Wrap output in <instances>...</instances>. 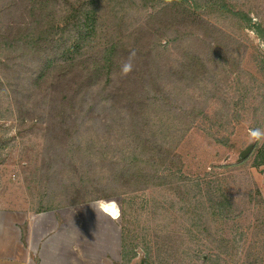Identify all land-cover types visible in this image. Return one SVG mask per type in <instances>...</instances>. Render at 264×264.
I'll return each instance as SVG.
<instances>
[{
  "label": "trees",
  "instance_id": "1",
  "mask_svg": "<svg viewBox=\"0 0 264 264\" xmlns=\"http://www.w3.org/2000/svg\"><path fill=\"white\" fill-rule=\"evenodd\" d=\"M232 6L230 0H0V92L11 103L8 112L15 109L14 118L24 126L19 134L26 137L35 123H46L43 140L55 143L47 167H56L59 159L66 162L57 173L65 181L56 183L71 197L57 202L53 186H47L56 179L49 171L43 177L41 170L32 179L39 191L34 212L120 196L122 229L127 232L124 223L134 215L138 194L152 188L174 190L175 174L166 168L160 172L169 159L161 153L163 147L175 146L169 139L183 131L185 112L167 88L174 93L194 89L198 97L204 83H216L219 75L226 80L215 69L225 68L242 44L216 23L240 14ZM132 51L134 70L123 76L121 65ZM155 85L160 89L152 100H162L166 108L147 103ZM158 111L162 118L151 121ZM81 116L99 121L86 126L89 121ZM169 118L174 122L166 125ZM120 134L128 136L129 144L108 141ZM254 146L252 164L260 167L264 143ZM115 147L127 156L110 161L107 152ZM100 148L104 165L96 153ZM133 151L140 156L129 158ZM149 154L160 158L161 165L152 164ZM166 156L178 160L174 151ZM106 189L114 192L101 194ZM199 219L201 233L212 235L210 242L217 248L215 255L203 258L207 264H220V257L228 255L226 242L217 238L216 227L214 233L202 214ZM121 244L124 261L129 258L126 240Z\"/></svg>",
  "mask_w": 264,
  "mask_h": 264
},
{
  "label": "rangeland",
  "instance_id": "2",
  "mask_svg": "<svg viewBox=\"0 0 264 264\" xmlns=\"http://www.w3.org/2000/svg\"><path fill=\"white\" fill-rule=\"evenodd\" d=\"M245 2L247 0H230L240 14L216 23L221 30L235 33L242 44L237 56H232L225 68L222 65L215 69L221 71L226 80L219 75L216 83H204L198 97L194 89L187 88L184 93L182 88L177 91L178 96L173 88L165 86L174 99H179L177 106L185 112L181 120L185 127L172 134L175 139H169L175 144L172 149L163 147L167 139L159 141L163 147L161 155L169 158L165 166L157 156H149H152V164L162 163L160 172L166 168L175 174L174 190L152 188L138 194L134 215L124 223L127 232L122 229L121 216L113 221L96 212L95 201L34 212L39 207L36 199L39 191L32 179L41 170L43 177L48 176L46 171H49L50 177L56 179L47 186H53L57 202L71 197L60 189L57 180L65 181L64 176L57 173L62 172L66 162L61 163L59 159L56 167H47L54 159L50 158L53 156L50 146H55L54 142L43 140L42 126L47 124L35 123L37 127L31 136L20 135L23 125L14 118L15 109L8 112L11 103L0 92V221L10 227L11 235L17 230L15 223L21 225L23 232L30 220L39 218L48 223L53 220V213L60 210L64 216L63 232L71 240L69 260L71 258L72 264H207L203 256L215 255L217 248L210 242L212 235L210 239L201 233L199 214H202L214 233L216 227L217 238L226 242L228 255L220 257V264H264V165L253 166L254 145L261 143H249L248 137L249 128L264 129V0ZM157 82L159 85V80ZM158 89L155 85L150 90L151 98L147 103L151 107L166 108L162 100H152V93ZM186 94L195 100H185L186 96L181 95ZM81 117L84 122L89 121L86 126L99 121ZM159 117L162 118V111L155 113L151 121L159 122ZM164 122L167 125L174 119ZM116 138L108 141L129 144L128 136L120 134ZM115 148L116 151L107 152L110 161L127 156ZM248 150H251L249 156L245 154ZM173 151L178 155L175 163L166 156ZM96 153L101 154L104 165L102 148ZM136 154L140 156L139 151H133L128 157ZM57 167L61 170L57 171ZM111 192L114 190L106 189L101 194ZM106 200H116L121 209L120 196ZM36 232L37 235L43 233L41 228ZM133 236L134 242L131 241ZM123 240H126L129 255L124 261ZM3 258L0 257V264H16L14 260L8 262Z\"/></svg>",
  "mask_w": 264,
  "mask_h": 264
},
{
  "label": "crops",
  "instance_id": "3",
  "mask_svg": "<svg viewBox=\"0 0 264 264\" xmlns=\"http://www.w3.org/2000/svg\"><path fill=\"white\" fill-rule=\"evenodd\" d=\"M57 211V214L52 212L53 220L48 223L39 218L30 220L23 232L21 225L15 223L14 236L10 227L0 221V252H5L0 253V257L8 262L14 260L16 264H72L71 258L69 260L72 257L71 240L62 229L64 216ZM38 228H41L42 235L36 234Z\"/></svg>",
  "mask_w": 264,
  "mask_h": 264
},
{
  "label": "clouds",
  "instance_id": "4",
  "mask_svg": "<svg viewBox=\"0 0 264 264\" xmlns=\"http://www.w3.org/2000/svg\"><path fill=\"white\" fill-rule=\"evenodd\" d=\"M136 53L134 51L129 53V57L121 65V75L127 76L134 70L132 63ZM249 143H264V129L261 128H249L248 130ZM96 212L99 211L105 216L109 217L113 221L119 220L121 216V209L119 203L116 200L98 199L95 201Z\"/></svg>",
  "mask_w": 264,
  "mask_h": 264
}]
</instances>
